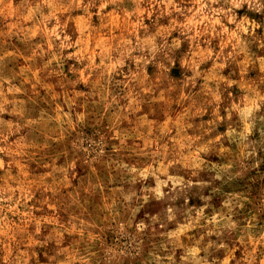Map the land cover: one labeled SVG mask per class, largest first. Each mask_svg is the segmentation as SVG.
Returning <instances> with one entry per match:
<instances>
[{"label": "clouds", "instance_id": "obj_1", "mask_svg": "<svg viewBox=\"0 0 264 264\" xmlns=\"http://www.w3.org/2000/svg\"><path fill=\"white\" fill-rule=\"evenodd\" d=\"M0 264H264V0H0Z\"/></svg>", "mask_w": 264, "mask_h": 264}]
</instances>
